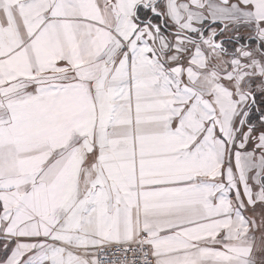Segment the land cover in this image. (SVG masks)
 Wrapping results in <instances>:
<instances>
[{"label":"snow or ice","instance_id":"6c2138e0","mask_svg":"<svg viewBox=\"0 0 264 264\" xmlns=\"http://www.w3.org/2000/svg\"><path fill=\"white\" fill-rule=\"evenodd\" d=\"M0 264H264V0H0Z\"/></svg>","mask_w":264,"mask_h":264}]
</instances>
